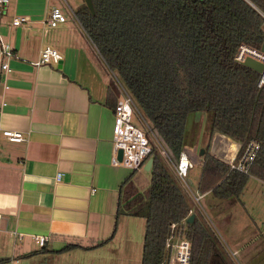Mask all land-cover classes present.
<instances>
[{"label":"crops","instance_id":"crops-1","mask_svg":"<svg viewBox=\"0 0 264 264\" xmlns=\"http://www.w3.org/2000/svg\"><path fill=\"white\" fill-rule=\"evenodd\" d=\"M29 2L16 0L0 15V33L19 55L9 59L11 71L0 69V263L57 264L69 253L68 264H111L120 189L151 173L149 158L136 170L112 162L119 92L109 67L80 22L46 28L51 5ZM17 15L29 20L14 26ZM45 45L62 53L60 62L33 63ZM3 129L26 139L9 140ZM36 234L48 236L45 249ZM68 243L76 246L64 249ZM209 264L239 263L223 247Z\"/></svg>","mask_w":264,"mask_h":264},{"label":"trees","instance_id":"trees-1","mask_svg":"<svg viewBox=\"0 0 264 264\" xmlns=\"http://www.w3.org/2000/svg\"><path fill=\"white\" fill-rule=\"evenodd\" d=\"M93 3L95 13L85 2L76 8L81 24L170 155L178 157L185 148L189 115L203 110L213 111L215 131L243 143L252 139L260 143L249 173L231 170L206 151L198 190L232 198L241 194L250 173L264 179V86H258V71L235 60L241 43L261 48L264 42V0ZM150 157L148 191L143 193L132 183L124 189V182L118 210L138 213L148 203L141 264H167L172 223L179 237L192 242L190 264H209L220 250L218 239L197 213L187 221L193 206L190 196L155 147ZM72 246L76 243L64 249Z\"/></svg>","mask_w":264,"mask_h":264},{"label":"rangeland","instance_id":"rangeland-1","mask_svg":"<svg viewBox=\"0 0 264 264\" xmlns=\"http://www.w3.org/2000/svg\"><path fill=\"white\" fill-rule=\"evenodd\" d=\"M14 1L16 0H10L7 6L12 5ZM69 2L74 8H77L83 0H69ZM29 3L34 7L41 5L45 8L53 4L62 5L63 0H30ZM110 81L111 86L117 89L111 76ZM212 118V110L192 112L188 117L184 146L189 153L195 156V160H192L186 179L195 194L198 193L197 181L201 173L203 159V155H200L199 152L202 148L210 152L214 137ZM147 121L151 125L148 119ZM163 146L164 148L157 145L154 147L166 161L179 185L186 193H189L185 184L174 173L164 153V150L167 152L168 150L165 145ZM213 155L216 156L215 153ZM172 158L177 159L174 155ZM139 175L133 178V184L137 190L146 193L150 186L151 173L142 170ZM188 195L194 211L212 230L219 241L220 248L224 247V249L233 251L239 264H264V179L250 173V177L238 197L218 198L209 191H206L199 200ZM122 209L124 208H121L118 213V228L115 237L110 243L111 251L117 253V261L114 257L111 264H141L146 217L139 213L123 212ZM74 257L67 253L65 256L56 258L53 263L57 261V264H68V261ZM26 261V259L24 262L19 259V264H24ZM44 263L48 264V262ZM0 264H15V261L10 263V260H5ZM102 264L105 263L102 262Z\"/></svg>","mask_w":264,"mask_h":264},{"label":"built area","instance_id":"built-area-1","mask_svg":"<svg viewBox=\"0 0 264 264\" xmlns=\"http://www.w3.org/2000/svg\"><path fill=\"white\" fill-rule=\"evenodd\" d=\"M9 2L10 0H0V15L6 11ZM261 13L264 16V12L261 11ZM69 18L80 22L76 14V8L73 7L69 0H63L62 5L53 4L47 9L44 20L45 27H57L66 23ZM28 20L29 17L26 15H17L12 18L11 23L14 26H18ZM12 57H19V55L13 45L0 33V69L6 72L11 71L9 59ZM62 57V53L57 48L52 45H45L41 49L39 58L33 61V63L37 66L51 62L57 63L60 62ZM247 57H252L262 63V69L258 71V86L263 87L264 50L247 43H241L236 51L235 60L244 63ZM110 76L119 92V97L114 107L112 162L114 164H122L131 170L139 169L149 158L154 146L157 145L164 148V144L138 108L132 94L119 75L110 69ZM2 134L12 141H23L26 139L24 133L18 130L3 129ZM260 147V143L257 140L252 139L243 143L238 139L222 133V138L220 139L215 154L219 159L226 162L231 170L249 173ZM120 149L122 150V158H119L118 155ZM164 153L176 176L187 187L188 194L196 200L202 198L206 192L202 193L198 190V193L195 194L186 179L192 163L191 153L184 148L177 159L172 158V155L166 150H164ZM191 213H194L193 206L189 211V214ZM1 219L2 212L0 211V222ZM171 229V235L166 241V249L169 251L167 264H190L192 254L191 240L186 237H179L175 233L176 223L171 224ZM13 234L20 236V233L16 231ZM34 239L42 246L48 241V236L36 234L34 235ZM12 261H15V264H19L18 259H13Z\"/></svg>","mask_w":264,"mask_h":264},{"label":"water","instance_id":"water-1","mask_svg":"<svg viewBox=\"0 0 264 264\" xmlns=\"http://www.w3.org/2000/svg\"><path fill=\"white\" fill-rule=\"evenodd\" d=\"M85 4L89 7V9L91 10L92 13H95V8H94V3H93V0H84ZM261 49L264 50V42L261 46ZM244 64L248 65V66H251L252 68H254L256 71H261L262 69V63L252 57H247V59L244 61ZM222 138V133L219 132V131H216L215 132V135H214V139H213V142H212V145H211V148H210V152L212 154L215 153L216 149H217V146L220 142V139ZM205 149L202 148L200 150V155H204L205 153ZM119 158H122V150L120 149L119 150ZM191 158L192 160H195V156L193 154H191ZM151 165H152V158H149L147 160V163H146V169L149 170L151 168ZM123 212H125L126 210L125 209H122ZM148 212V203L145 204L144 208L142 210H140L138 213L140 215H146ZM195 217V213H191L188 217H187V221L188 222H191L193 221ZM3 259L6 258V257H2ZM1 258V259H2Z\"/></svg>","mask_w":264,"mask_h":264}]
</instances>
